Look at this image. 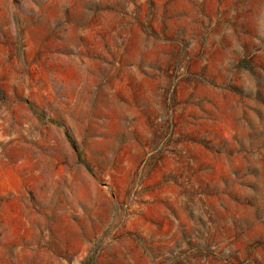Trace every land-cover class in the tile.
Returning <instances> with one entry per match:
<instances>
[{
    "label": "rangeland",
    "instance_id": "rangeland-1",
    "mask_svg": "<svg viewBox=\"0 0 264 264\" xmlns=\"http://www.w3.org/2000/svg\"><path fill=\"white\" fill-rule=\"evenodd\" d=\"M93 253L264 264V0H0V264Z\"/></svg>",
    "mask_w": 264,
    "mask_h": 264
},
{
    "label": "trees",
    "instance_id": "trees-1",
    "mask_svg": "<svg viewBox=\"0 0 264 264\" xmlns=\"http://www.w3.org/2000/svg\"><path fill=\"white\" fill-rule=\"evenodd\" d=\"M79 157H80V156L78 155V158H79ZM96 258H97L96 253H93V254L87 256V257L83 260V262H82L81 264H96Z\"/></svg>",
    "mask_w": 264,
    "mask_h": 264
}]
</instances>
